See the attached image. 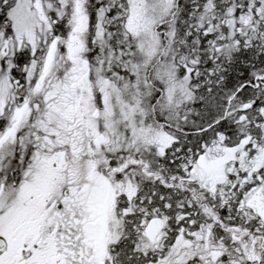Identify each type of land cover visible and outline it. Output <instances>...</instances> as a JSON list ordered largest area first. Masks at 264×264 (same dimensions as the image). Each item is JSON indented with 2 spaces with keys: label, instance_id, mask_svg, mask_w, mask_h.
<instances>
[{
  "label": "snow or ice",
  "instance_id": "6c2138e0",
  "mask_svg": "<svg viewBox=\"0 0 264 264\" xmlns=\"http://www.w3.org/2000/svg\"><path fill=\"white\" fill-rule=\"evenodd\" d=\"M0 264H264V0H0Z\"/></svg>",
  "mask_w": 264,
  "mask_h": 264
}]
</instances>
